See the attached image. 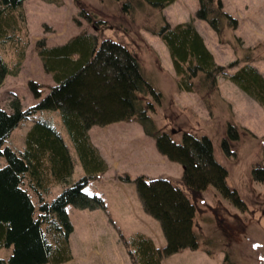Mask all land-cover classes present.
<instances>
[{"label":"trees","instance_id":"1","mask_svg":"<svg viewBox=\"0 0 264 264\" xmlns=\"http://www.w3.org/2000/svg\"><path fill=\"white\" fill-rule=\"evenodd\" d=\"M44 1L62 3V0ZM173 1L73 0L78 14L97 31L83 29L56 45H47L43 38L35 42V53L43 71L54 83L43 84L29 79L28 86L38 98L35 104L22 108L18 97H14L12 111L0 105V155L6 160L5 165L0 166V248L11 247L7 260L0 257V264H60L72 258L69 237L73 226L66 205L104 207L99 195L83 191L84 184L107 168L88 133L96 124L138 122L143 131L154 138L161 154L183 165L181 178L190 191L188 196L168 177L145 174L135 177L142 206L160 221L166 242L158 247L150 236L139 231L124 238L133 264H161L164 256L183 248L215 255L226 243L217 245L212 235L208 236L201 228V219L210 211L214 213L213 219L207 222H213L214 228H221L228 236L234 234L235 228L246 224L237 212L227 217L220 210L216 211L217 201L213 206L199 196L212 186L236 209H246L237 189L227 184V169L216 160L208 132L203 129L198 133L197 125L188 126L177 130L178 141L173 129L158 125L153 114L163 95L156 80H152L143 68L140 46L147 45L141 30L159 35L166 45L177 90L197 94L210 116L214 108L221 110L226 102L217 84V76L226 75V66L215 62L195 28L193 17L173 25L165 20L162 10ZM23 2L0 0V82L8 75H16L25 57L28 40ZM155 16L162 20L159 26L153 22ZM195 17L205 20L220 38L229 30L227 42L232 44L237 58L228 66L243 64L227 77L264 108V77L250 64L264 58V45L243 47L234 43L239 39L233 33L237 19L223 9L221 0H198ZM107 26L127 35L131 46L111 38L99 41V32ZM44 88L48 91L42 96ZM40 109L59 110L61 114L83 169L82 176L73 182L69 178L75 160L60 132L47 120L37 119L31 124L21 151L3 147L20 121ZM164 114L161 113L168 117ZM223 126L224 136L219 145L226 154L231 152L228 147L236 143L240 131L246 130L233 119H226ZM259 139L264 145V135ZM251 175L264 181L263 168H254ZM123 178L130 179L128 175ZM59 183L64 184L63 189L51 200H46L44 195ZM223 264H238L228 248Z\"/></svg>","mask_w":264,"mask_h":264},{"label":"rangeland","instance_id":"2","mask_svg":"<svg viewBox=\"0 0 264 264\" xmlns=\"http://www.w3.org/2000/svg\"><path fill=\"white\" fill-rule=\"evenodd\" d=\"M221 2L223 9L237 19L233 33L239 39L234 43H239L243 47H251L257 43L264 45V0ZM22 8L26 18L28 40L25 57L17 74L8 75L0 82V105L7 111L13 110L14 97H18L22 108L38 101L28 86L29 79L43 84L54 83L52 77L43 71L35 53L34 44L38 39L43 38L47 45H56L65 42L83 29L88 32L97 31L78 14L73 0H62L60 5L44 0H24ZM197 8L198 0H175L163 8L162 14L171 25L193 17L195 28L203 37L215 62L226 66V75L217 76L219 93L226 100L221 110L219 107L214 108L210 116L197 94L177 90L168 49L159 35L148 30L140 31L147 45L140 46V59L145 72L152 80H156L162 91L161 104L153 113L158 125L164 124L165 128L173 129L178 141L180 134L177 130L194 125H197L195 128L198 129V133L206 130L212 139L216 160L227 169L228 186L237 189L245 201L246 209L244 211L236 209L229 200L216 193L212 189L215 187L212 186L202 191L199 194L200 198L212 205L217 201L216 205L214 204L216 211L220 210V213L226 214L227 217L231 216V212H237L245 219L246 224L241 228H235L234 234L228 236L221 228H214L213 222L208 223L214 214L210 211L209 215L207 213L201 219L203 224L201 228L206 230L208 236L212 235L217 245L226 243L221 250L209 256L200 249L183 248L164 256L161 264H223L227 248L232 259L238 264H264V181L251 175L256 167L264 169V145L259 139L264 135V108L227 77L243 64L228 66L237 58L232 44L227 42L230 39L229 30L224 31L220 38L205 20L195 17ZM153 22L159 26L162 20L155 16ZM98 38L99 41L111 38L131 46L127 35L108 26L99 32ZM250 64L264 77V58L253 60ZM47 91L44 88L42 96ZM162 112L168 117L162 116ZM37 119L47 120L62 135L75 160L69 181L77 180L82 176L83 169L77 160L59 110H36L20 121L5 140L3 147L8 146L16 152L21 151L26 132ZM226 119H233L246 131H240L236 143L228 147L231 152L225 154L220 148L219 141L224 136L223 123ZM88 133L106 161L107 168L84 184L83 191L99 195L104 207L79 208L72 203L66 205L73 226L69 237L72 258L60 264H133L124 245V238H129L139 231L150 236L158 247H163L166 242L160 221L147 213L142 206L135 177L138 174L168 177L190 196V191L181 178L183 165L161 154L154 138L147 135L136 121L92 125ZM5 163V157L1 154L0 166ZM125 175L130 179H124ZM63 187V183L53 185L44 198L51 200ZM32 198L36 200L34 194ZM10 252L11 247H1L0 257L7 260Z\"/></svg>","mask_w":264,"mask_h":264},{"label":"crops","instance_id":"3","mask_svg":"<svg viewBox=\"0 0 264 264\" xmlns=\"http://www.w3.org/2000/svg\"><path fill=\"white\" fill-rule=\"evenodd\" d=\"M92 141V140H91ZM93 143V142H92ZM96 147H97V145L95 144V143H93ZM98 148V147H97ZM99 150V149H98ZM100 152V151H99ZM101 154V153H100ZM103 157V156H102ZM72 250V249H71ZM70 261V260H69ZM66 262H68V261H66ZM107 264V263H106Z\"/></svg>","mask_w":264,"mask_h":264}]
</instances>
